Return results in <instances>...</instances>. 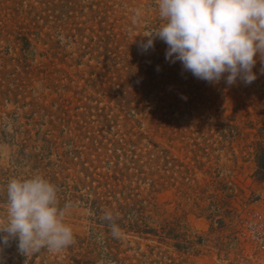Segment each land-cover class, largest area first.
<instances>
[{"label": "rangeland", "instance_id": "obj_1", "mask_svg": "<svg viewBox=\"0 0 264 264\" xmlns=\"http://www.w3.org/2000/svg\"><path fill=\"white\" fill-rule=\"evenodd\" d=\"M160 23L155 0H0V216L11 179L56 169L77 145L62 165L71 187L109 157L121 181L109 199L140 202L156 231L114 238L74 198L72 245L26 256L13 240L0 264H252L239 220L264 199V64L249 85L199 80L159 38L141 50ZM44 140L58 146L43 164L18 157L42 155Z\"/></svg>", "mask_w": 264, "mask_h": 264}, {"label": "clouds", "instance_id": "obj_2", "mask_svg": "<svg viewBox=\"0 0 264 264\" xmlns=\"http://www.w3.org/2000/svg\"><path fill=\"white\" fill-rule=\"evenodd\" d=\"M160 25L145 29L139 47L147 51L159 38L167 45L166 59L179 61L199 80L228 86L239 79L249 85L257 79L253 68L264 64V0H155ZM141 16L137 10L133 22ZM264 72V69H262ZM5 213L0 216V244L17 241L26 256L47 249L60 252L75 242L65 223L72 205L59 206L58 188L42 176L11 179L7 184ZM108 222L114 238L121 229L112 212Z\"/></svg>", "mask_w": 264, "mask_h": 264}, {"label": "trees", "instance_id": "obj_3", "mask_svg": "<svg viewBox=\"0 0 264 264\" xmlns=\"http://www.w3.org/2000/svg\"><path fill=\"white\" fill-rule=\"evenodd\" d=\"M45 146L42 148L44 152H42V155H28L24 153L23 151L19 153V158H21L23 161L24 159H27V161L31 162L33 159L37 157H41L42 164L50 157V155L54 152L53 148L57 147L58 145L56 143H53L49 140H44ZM57 145V146H56ZM72 149L74 151H64L63 153L58 154L59 156V162L52 164L51 162L48 163L51 164L52 168L51 170H46L45 168L37 167L38 169H35L37 171V176H42L52 184L56 185L58 188V198L60 200V207H63L66 203L70 204L71 199H80L82 202H85L87 206L90 207L91 211L93 212L95 218L92 219V221H96L99 224L106 227L107 230L110 231L108 222L101 219V217L106 212H112L113 216L115 218V223L119 225L120 229H129V232H135L137 234H143V233H149L151 230V233L156 231L154 229H149L148 231L144 232L143 228V222H144V209L140 206V202H136L131 209H126L125 204L120 203L117 201L118 205L116 204L115 200L118 197V188H121V181L119 178L118 173L112 174V169L110 167L111 161L109 160V157H106L107 160H103L102 163L106 164L107 166L104 167L101 166V161L98 163V159L94 161L93 163L97 162L98 164H90L88 167H83L80 171H78V176L74 177V181L76 182L77 187H71V184L68 183L70 176L66 174L67 169L64 168L62 165L67 164L65 161V158L68 156H71L75 159H77L78 155H80L81 152H79V147L77 145H73ZM77 151V152H76ZM47 153V154H46ZM99 158V155H97ZM101 158V155H100ZM114 158V157H112ZM29 159V160H28ZM39 159V160H40ZM105 159V158H104ZM119 159V156H118ZM40 162V161H39ZM38 166H42L41 164H37ZM47 165V167H48ZM82 165V163H81ZM34 171V170H33ZM32 171V173H33ZM34 175V174H33ZM68 175V176H67ZM31 178V177H30ZM7 180V179H6ZM9 180V179H8ZM80 185H83V188L80 187ZM82 190H87V193L85 195H77L78 192ZM76 192V193H73ZM125 192V191H123ZM122 192V193H123ZM120 194V193H119ZM125 194V193H124ZM116 197L115 200H110L109 198ZM92 198V199H90ZM118 200V199H117ZM113 204H116L113 206ZM127 207V206H126ZM132 212L131 218L128 217V213ZM125 213V215H124ZM110 233V232H109Z\"/></svg>", "mask_w": 264, "mask_h": 264}, {"label": "built area", "instance_id": "obj_4", "mask_svg": "<svg viewBox=\"0 0 264 264\" xmlns=\"http://www.w3.org/2000/svg\"><path fill=\"white\" fill-rule=\"evenodd\" d=\"M239 235L245 243L246 258L264 264V199L239 220Z\"/></svg>", "mask_w": 264, "mask_h": 264}]
</instances>
